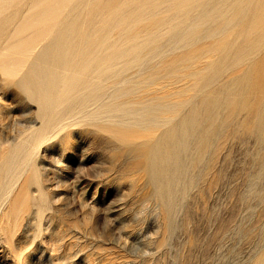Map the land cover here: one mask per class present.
Wrapping results in <instances>:
<instances>
[{
    "label": "rangeland",
    "instance_id": "obj_1",
    "mask_svg": "<svg viewBox=\"0 0 264 264\" xmlns=\"http://www.w3.org/2000/svg\"><path fill=\"white\" fill-rule=\"evenodd\" d=\"M71 1L0 0V159L15 154L26 141L33 155L31 171L37 172L36 180L21 189L30 173L22 177L0 210V264H258L264 256V139L254 130L264 108L251 103L264 100V72L246 75L250 60L218 78L237 77L231 92L217 89V82L197 91L199 81L219 70L222 63L216 55L201 58L209 67L195 78V86L186 78L185 95L218 93L231 102L221 108L206 167L196 170L195 182L169 222L151 195L153 188L138 179L143 174L127 170V154L118 142L103 133L102 139L86 136L94 129L88 125L70 127L69 140L63 139V131L48 136L38 101L18 86L38 52L61 28ZM257 1L205 0L193 21L214 16L177 51L200 49L227 36L247 21ZM218 26L229 30L207 34ZM147 27L136 26L141 35ZM184 27H177L157 47L164 68L175 52L161 51ZM261 55L264 45L256 56ZM262 128L264 132V122ZM26 151L19 149L18 154ZM251 183L255 191H250ZM36 188L43 189L47 206H38L32 198Z\"/></svg>",
    "mask_w": 264,
    "mask_h": 264
},
{
    "label": "bare ground",
    "instance_id": "obj_2",
    "mask_svg": "<svg viewBox=\"0 0 264 264\" xmlns=\"http://www.w3.org/2000/svg\"><path fill=\"white\" fill-rule=\"evenodd\" d=\"M204 1L72 0L61 28L18 81V86L38 101L42 129L48 130V136L63 131V139L69 140L70 127L88 125L94 129L86 136L102 139L103 133L110 141L118 142L127 154V170L143 174V179H138L153 188L151 195L161 203L169 222L186 189L195 182L196 170L206 167L221 108L231 102L218 93L205 95L197 91L217 82L224 70L250 60L246 75L264 72V55L256 56L264 45V0L253 5L239 28L230 32L227 26H218L207 32L213 37L228 31L227 36L200 49L177 51L180 43L189 42L197 29L214 16L215 12L193 21ZM138 23L148 25L143 35L136 28ZM181 25L185 27L179 38L161 51L175 52L164 68L157 47ZM216 55L222 63L219 70L206 81H199L201 86L195 93L185 95L183 92L189 89L186 78H192L195 86V78L209 67L201 58ZM181 78L183 83L179 85ZM234 83L235 76L221 79L217 89L231 92ZM260 99L256 98L252 106L263 109L264 100ZM242 103L247 105L246 101ZM263 122L261 112L254 130L259 140L264 139ZM25 144L22 141L18 150L26 152L18 154L17 150L0 159V210L23 176L30 173L21 189L36 180L37 172L31 171L33 155L29 145L22 149ZM254 184L250 191L256 190ZM31 196L38 200V206H47L43 189L32 190ZM15 202L5 217H10ZM37 213L40 215L39 209ZM258 264H264V256Z\"/></svg>",
    "mask_w": 264,
    "mask_h": 264
}]
</instances>
